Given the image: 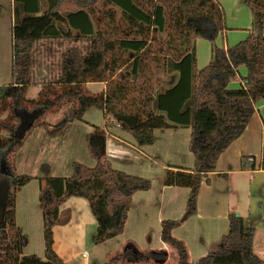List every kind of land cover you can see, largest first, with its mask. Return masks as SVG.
Listing matches in <instances>:
<instances>
[{"label": "trees", "instance_id": "trees-1", "mask_svg": "<svg viewBox=\"0 0 264 264\" xmlns=\"http://www.w3.org/2000/svg\"><path fill=\"white\" fill-rule=\"evenodd\" d=\"M99 1L14 0L12 82L0 85V131L8 133L0 134V185L5 183L8 193L6 227L0 229V264H62L54 251L53 227L67 220L61 218L65 214L60 206L71 196L88 201L97 221L96 243L122 234L134 195L151 186L149 179L113 166L106 157L105 132L96 127L89 136L97 158L94 166L75 161L70 177L40 178L46 258L24 254L29 236L16 224L15 190L34 177L18 173L14 160L33 127L49 125L44 118L51 111L68 110L58 124L64 126L83 121L89 108H99L140 145L153 144L156 129L190 127L194 169L170 168L164 179L166 185L191 189L187 218L197 211L203 178L215 171L220 156L243 134L256 104L264 101V0H242L253 11V30L247 39L227 49L216 43L226 29L218 0H104L109 7L103 24L95 26L92 17L100 14ZM67 3L76 8L64 11ZM2 10L0 2V16ZM159 35H165L166 47L153 50L151 44ZM197 37L213 44L211 63L204 68L196 62ZM243 65L248 69L245 86L230 89ZM124 66L130 71L106 92L85 90L87 82L108 81ZM153 69L169 74L168 86L153 87L146 77V71ZM32 85L41 91L28 99ZM131 88L139 91L134 101L126 99ZM229 221L230 230L217 247L196 262L190 261L187 244L173 235L181 220H163L162 239L177 252L178 264H264L253 247L255 226L235 213ZM127 253L134 261L165 257L128 248L114 261Z\"/></svg>", "mask_w": 264, "mask_h": 264}, {"label": "crops", "instance_id": "crops-1", "mask_svg": "<svg viewBox=\"0 0 264 264\" xmlns=\"http://www.w3.org/2000/svg\"><path fill=\"white\" fill-rule=\"evenodd\" d=\"M218 1L224 9L226 29L220 32L216 43L219 47L227 49L248 38L254 26L253 11L251 7L242 3V0ZM0 2L3 5L0 16V71L4 70L5 73L4 77L0 78V85H2L12 82L15 2L14 0H0ZM64 11H66L65 8ZM92 19L96 26V22L99 20H95V16ZM195 44L196 62L199 68H204L211 63L213 44L202 38L195 39ZM3 56H7V61H2L1 57ZM247 74V67L241 66L239 74L231 81L229 88L239 89L245 86L244 78ZM108 83L104 81L87 82L86 84L89 93L102 94L106 92ZM37 87L39 94L41 87ZM100 112L103 122L99 125L93 123L90 135L95 132L96 127L104 130L105 137H107L106 144H108L106 150L107 148L113 150L116 148L119 154L108 156L113 166L123 172L127 171L122 170L119 164L129 159L131 154L138 152L147 155L144 147H154L163 136L172 139L173 131L186 128L190 129L191 133L190 127L160 128L154 131L155 142L153 144L140 145L131 134L122 130L119 122L112 115L102 110ZM54 113L57 114V112L51 111L45 117V122L49 123L48 126L33 127L24 146L16 154L14 160L18 173L34 177L30 183L19 186L15 190L16 224L26 234L29 230L26 222L33 220L31 214L40 215L44 226V210H42L40 201L39 179L51 174H48L49 166L44 169V166L40 164L44 160L41 155L44 154L47 157V153L50 152L51 156L56 158V150L53 149L54 146L49 149V146L52 145V139L43 138V134L46 133V135L54 137L58 129H63L66 126L57 127L60 122L55 124L50 120ZM252 115L243 134L232 141L220 156L215 171L203 178L197 197V211L192 216L184 218L188 210L187 202L191 189L183 186L166 185L164 183L165 173L156 188H154L155 182L153 180L149 189L139 191L134 195L125 231L102 243H96L97 221L88 201L78 196H71L67 199L60 206L61 212L65 214L61 218L63 220L67 218V220L57 223L53 227L54 251L62 259V264H93V261L85 256V251L89 245H92L93 249L104 247L106 249L105 259L111 264H178L177 252L162 239V221L165 219L181 220L180 226L173 230V235L187 244L189 259L196 262L200 257L217 247L222 236L230 230V215L237 214L236 212H239V216L244 217L247 225L255 226L254 251L264 259V221L262 220L264 204L261 202L264 198V101L261 100L256 104ZM83 119V121H78L91 122L85 116ZM251 156L254 160L250 162L248 159ZM148 157L150 156L148 155ZM179 167L186 171H192L194 163L190 165L171 164L167 169ZM19 189H23V194L20 193ZM244 190L250 193L245 204L241 202L242 197L240 198L241 191ZM244 207L245 209H243ZM20 212L28 213V219L23 217L26 216L25 214L20 216ZM128 248L134 253L153 252L165 254V257L150 256L140 261H134L131 254L127 253L121 259L114 261L117 255L124 253Z\"/></svg>", "mask_w": 264, "mask_h": 264}, {"label": "rangeland", "instance_id": "rangeland-1", "mask_svg": "<svg viewBox=\"0 0 264 264\" xmlns=\"http://www.w3.org/2000/svg\"><path fill=\"white\" fill-rule=\"evenodd\" d=\"M104 0H100L96 4L97 10H99L100 14L95 15V20H99L98 23L103 24L104 21V11L109 6H105L103 3ZM63 8L68 9H75L76 6L72 3H67ZM160 37L153 41L152 49L158 51V47H166L165 45V35H159ZM202 38V37H197ZM196 38V39H197ZM203 40L208 41L205 38H202ZM166 52V50H164ZM164 52V53H165ZM2 61H7V56L1 57ZM130 67H122L121 70L117 71L113 76L110 77V79L107 81L108 88H112L115 86V84L118 81H121L122 76L127 72L130 71ZM9 72V71H8ZM5 75L4 70L0 71V78H3ZM150 77V81H152V85L155 88H158L161 86H168L167 85V78L169 76L168 73L163 72L161 69L155 70L153 69L152 72L146 71V77ZM131 81L135 80L133 76H130L129 78ZM137 80V79H136ZM142 82V79L137 80V84L139 85ZM9 84V83H8ZM7 85V84H2ZM107 88V89H108ZM85 90L89 92V88L87 84L85 85ZM38 87L35 85H32L28 92H27V98L32 99L36 98L38 96ZM62 91V89H61ZM107 91V90H106ZM139 91L135 90L133 88L130 89L129 93H127V100L128 101H134V98L139 97L138 95ZM67 109L63 108L60 111L54 113L50 120L55 122L57 124L58 122H61L65 118V114L67 113ZM101 109L96 107H91L87 110V112L84 114L87 120L91 122H81L78 120L70 121L63 129H58L56 135L54 137H50L49 135H46L44 133L43 138L45 139H52V145H50L48 148L56 150V158L51 156L50 152L47 153V157L42 154L41 158L44 160L41 161V165L44 166V169L49 166L50 170L46 177H52V176H63V177H70L73 172V163L75 161L81 162L86 166H94L97 162V158L95 155H93L90 144H89V135L93 128L94 124H101L103 122L102 113L100 112ZM5 114L4 116L6 117ZM46 119V118H44ZM4 121H7L6 119H3ZM92 126V128H91ZM60 127V126H57ZM45 131V130H43ZM0 134L3 136H6L8 133L6 130L2 129L0 131ZM190 129H182L178 131H173L172 133V139L162 137L159 140V143H157L154 147L150 148H143L147 155L140 154L138 152H135L133 155L131 154L129 159L125 160L123 163L119 164L120 168L122 170H126L129 173L138 175L140 177H145L151 182L154 180L156 188L159 183L161 182V177H163L166 173V169L169 168L171 164H193L195 161L194 154L191 153L190 150ZM56 140V141H55ZM34 141V140H33ZM107 143V142H106ZM108 147V144H106ZM108 151V152H107ZM53 153V152H52ZM113 153L114 155H119L118 150L115 148L106 150V157L110 159V154ZM109 155V156H108ZM148 155L150 157H148ZM113 156V155H112ZM52 157V158H51ZM111 161V160H110ZM43 172V171H42ZM46 174V173H45ZM28 175V174H26ZM40 180V179H39ZM20 193L23 194V189H19ZM250 193L247 190L241 191L240 198L242 197V203L245 204L247 201L246 199L249 197ZM262 204H264V198H262ZM242 204V205H243ZM245 209V207L243 208ZM263 210V209H262ZM239 213V212H236ZM25 213L20 212V216H23ZM26 219H28V213L25 214ZM262 215H264V210L262 211ZM31 217L33 220H29L26 222L29 226L28 234H29V241L28 245L25 247V254L26 255H38L42 258H46V247H45V232L43 229V221L40 215L38 214H31ZM39 220V221H38ZM264 221V216L262 218ZM126 225V224H125ZM105 251L104 247H101L99 249H93L92 245H89L88 249L85 251V256L92 260L93 264H111L107 259H105Z\"/></svg>", "mask_w": 264, "mask_h": 264}, {"label": "water", "instance_id": "water-1", "mask_svg": "<svg viewBox=\"0 0 264 264\" xmlns=\"http://www.w3.org/2000/svg\"><path fill=\"white\" fill-rule=\"evenodd\" d=\"M5 163L2 162L1 164V170L3 172H7V170L5 169ZM6 184L3 183L0 185V229L5 228L6 227V209H7V190H6ZM237 216H239V214H236Z\"/></svg>", "mask_w": 264, "mask_h": 264}, {"label": "built area", "instance_id": "built-area-1", "mask_svg": "<svg viewBox=\"0 0 264 264\" xmlns=\"http://www.w3.org/2000/svg\"><path fill=\"white\" fill-rule=\"evenodd\" d=\"M110 155H114L113 153H109ZM252 160H254V158L251 156L249 159H248V161H252Z\"/></svg>", "mask_w": 264, "mask_h": 264}]
</instances>
